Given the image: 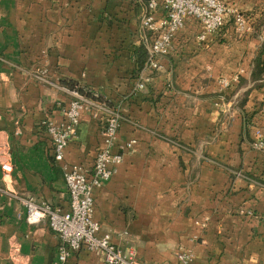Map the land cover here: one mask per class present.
Returning a JSON list of instances; mask_svg holds the SVG:
<instances>
[{"label":"crops","instance_id":"1","mask_svg":"<svg viewBox=\"0 0 264 264\" xmlns=\"http://www.w3.org/2000/svg\"><path fill=\"white\" fill-rule=\"evenodd\" d=\"M142 15L130 0H0V162L12 166L6 179L0 169V264L55 259L57 235L27 223L16 196L68 209L44 125L64 120L68 95L55 87L63 78L93 88L120 116L110 148L121 159L93 190L100 234L145 264H264V149L253 145L264 78L250 75L264 43L260 12L245 32L229 16L202 44L187 27L159 69L137 72ZM94 111L82 113L64 162L92 168L106 145ZM65 264L105 263L80 247Z\"/></svg>","mask_w":264,"mask_h":264},{"label":"built area","instance_id":"2","mask_svg":"<svg viewBox=\"0 0 264 264\" xmlns=\"http://www.w3.org/2000/svg\"><path fill=\"white\" fill-rule=\"evenodd\" d=\"M233 1L237 0H147V12L140 18V27L148 33L143 39L147 43V60L143 69H159V58L171 49L174 39L187 27L194 28L195 39L201 44L217 34L229 16L233 17L236 31L249 30L250 17L243 14ZM146 80L140 78L137 88L142 89ZM55 87L68 95L64 120L61 123L45 120L44 125L53 144V159L61 164L68 209L61 211L32 197L16 196L24 206L26 222L37 224L44 221L57 235L59 244L50 264H65L68 256L80 247L99 254L105 264H145L124 256L111 243L109 234H100L99 224L92 218L93 190L110 177L121 159L110 148L116 139L119 114L105 103L87 99L75 90L58 84ZM89 107H94V114L99 116L101 132L106 138V145L95 153L92 168L64 162L70 136L75 133L82 113ZM253 145L264 149V128L254 129ZM129 146L131 143H126V147ZM0 169L4 179L10 176L12 166L8 159L1 160ZM178 256L183 262L190 260L189 254L180 253Z\"/></svg>","mask_w":264,"mask_h":264},{"label":"trees","instance_id":"3","mask_svg":"<svg viewBox=\"0 0 264 264\" xmlns=\"http://www.w3.org/2000/svg\"><path fill=\"white\" fill-rule=\"evenodd\" d=\"M134 3L135 9L142 10L143 14L147 12V0H130ZM259 4V3H258ZM259 6L262 7V10L259 9ZM256 9L252 11H248L247 16L252 18L251 13L255 10H259L260 16L258 19H255L254 27L258 29L260 26H264V4L255 5ZM144 38L147 36V32L143 30ZM134 56H135V63H136V71L139 72L141 68L145 65L147 60V43L139 41V43L135 46L134 49ZM251 80H260L264 78V43L261 44L260 48L258 49L254 59H253V66L251 70ZM60 86H63L69 90H75L79 94L83 95L87 99H90L94 102L105 103L107 106L111 107L112 105L107 101L105 97H103L99 92L95 91L93 88L83 85L75 79L71 78H63L59 80L57 83Z\"/></svg>","mask_w":264,"mask_h":264},{"label":"rangeland","instance_id":"4","mask_svg":"<svg viewBox=\"0 0 264 264\" xmlns=\"http://www.w3.org/2000/svg\"><path fill=\"white\" fill-rule=\"evenodd\" d=\"M243 3L245 4L244 7L241 6V4H243ZM253 3H257V0H255V2H254V0H237V1H233V4L235 6H237L240 11H243V12L245 11L244 10L245 8H247L249 5H252ZM244 13H246V12H244Z\"/></svg>","mask_w":264,"mask_h":264}]
</instances>
